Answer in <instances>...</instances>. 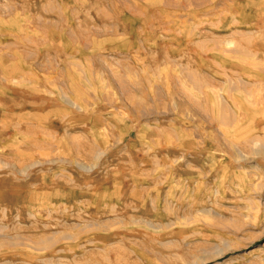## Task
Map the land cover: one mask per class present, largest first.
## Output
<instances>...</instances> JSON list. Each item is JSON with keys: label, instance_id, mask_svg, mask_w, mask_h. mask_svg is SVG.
I'll return each mask as SVG.
<instances>
[{"label": "rangeland", "instance_id": "374dc122", "mask_svg": "<svg viewBox=\"0 0 264 264\" xmlns=\"http://www.w3.org/2000/svg\"><path fill=\"white\" fill-rule=\"evenodd\" d=\"M263 78L264 0H0V264H264Z\"/></svg>", "mask_w": 264, "mask_h": 264}, {"label": "bare ground", "instance_id": "6f19581e", "mask_svg": "<svg viewBox=\"0 0 264 264\" xmlns=\"http://www.w3.org/2000/svg\"><path fill=\"white\" fill-rule=\"evenodd\" d=\"M71 25V24H70ZM130 30V29H129ZM95 36V35H94ZM262 79V78H261ZM264 79V78H263ZM40 84V83H39ZM260 85V84H259ZM248 91V90H247ZM256 91V90H255ZM254 94H255V92H254ZM258 95V94H257ZM259 96V95H258ZM257 104H259L258 102H257ZM263 112V111H262ZM260 118V117H259ZM262 118V117H261ZM263 119V118H262ZM259 120H261V119H259ZM264 120V119H263ZM254 124H255V122H254ZM259 128V127H258ZM28 213V212H27Z\"/></svg>", "mask_w": 264, "mask_h": 264}, {"label": "crops", "instance_id": "0c3cea01", "mask_svg": "<svg viewBox=\"0 0 264 264\" xmlns=\"http://www.w3.org/2000/svg\"><path fill=\"white\" fill-rule=\"evenodd\" d=\"M262 262L264 263V258H262Z\"/></svg>", "mask_w": 264, "mask_h": 264}]
</instances>
